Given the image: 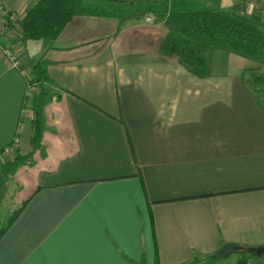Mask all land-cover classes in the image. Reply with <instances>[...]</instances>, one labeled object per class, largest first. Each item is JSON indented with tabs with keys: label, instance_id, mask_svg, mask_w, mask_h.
<instances>
[{
	"label": "crops",
	"instance_id": "crops-1",
	"mask_svg": "<svg viewBox=\"0 0 264 264\" xmlns=\"http://www.w3.org/2000/svg\"><path fill=\"white\" fill-rule=\"evenodd\" d=\"M0 1L16 14L0 41V180L14 141L32 148L26 77L5 49L23 70L41 65L49 92L0 264H264L251 252L264 247V100L244 81L257 63L210 48L197 75L159 53L154 23L209 9L263 28L264 0H140L110 26L80 9L57 38L26 43L39 0Z\"/></svg>",
	"mask_w": 264,
	"mask_h": 264
},
{
	"label": "trees",
	"instance_id": "trees-1",
	"mask_svg": "<svg viewBox=\"0 0 264 264\" xmlns=\"http://www.w3.org/2000/svg\"><path fill=\"white\" fill-rule=\"evenodd\" d=\"M82 3L83 0H39L33 4L21 21L22 43L57 38L80 11ZM210 48L226 50L264 68V29L259 23L235 13L218 10L188 9L169 12L158 50L161 55L168 58L178 55L191 72L203 75L206 52ZM40 66H32L25 75L27 85L40 89V96L33 105L35 117L32 119V148L41 141V111L49 99V92L43 85L48 78ZM248 76L249 79L244 80L246 87L256 98L264 100V71ZM17 213L18 210L0 230V237L15 220ZM195 263L192 261L188 264Z\"/></svg>",
	"mask_w": 264,
	"mask_h": 264
},
{
	"label": "rangeland",
	"instance_id": "rangeland-1",
	"mask_svg": "<svg viewBox=\"0 0 264 264\" xmlns=\"http://www.w3.org/2000/svg\"><path fill=\"white\" fill-rule=\"evenodd\" d=\"M127 4H111L109 5H102V2H99L101 4H97L96 0H83L82 3V10H86L85 12L92 13V14H99L105 16L109 14L108 18H104L107 20L106 22L101 23H106L105 25L110 26V22L119 20V22L122 21L124 23L127 19H133V17H129L130 13H134L135 5H132L130 2L139 5H142V1L150 2V1H156V0H126ZM170 7V6H169ZM165 9H169L167 6H165ZM170 12V11H169ZM167 13V11H166ZM156 14V13H153ZM169 14V13H168ZM261 17L264 18V2L262 4V14ZM153 18H155L153 16ZM167 19V16L164 17ZM162 20H157L156 24L160 23V31L164 30V22ZM264 28V27H263ZM9 47V46H8ZM258 68V72L256 73H261L264 71L263 66H259L258 64L256 65ZM248 74L245 75L246 79H249ZM257 75V74H255ZM247 76V77H246ZM39 87L34 88L33 86L28 85L27 93H26V100L24 102L23 106V111H22V119L23 120H30L33 123L34 115H33V110H34V104L36 102V99L39 94ZM28 118V119H27ZM42 136V132H41ZM41 142V141H40ZM35 148L30 147L27 151L21 150L18 146L12 144L10 148H8L10 154V158H5L3 159L4 162V171H3V176L2 179L0 180V230L6 226V224L9 221L10 216L14 214V212L17 210L19 203L16 205V201L14 198V193L16 189H14V186L18 185V187L22 186L21 180L19 181V178L22 179V175L19 173V169L22 165H27L31 163L30 158L32 157V153ZM9 175V176H7ZM11 182V184H10ZM229 257L228 255H226Z\"/></svg>",
	"mask_w": 264,
	"mask_h": 264
},
{
	"label": "built area",
	"instance_id": "built-area-1",
	"mask_svg": "<svg viewBox=\"0 0 264 264\" xmlns=\"http://www.w3.org/2000/svg\"><path fill=\"white\" fill-rule=\"evenodd\" d=\"M15 20L16 14L7 10L4 7V4L0 1V41L8 35L14 25ZM146 21L149 22L150 18L146 17ZM5 54L10 59L13 68L18 69L24 76L29 72V69L23 70L22 68H20L18 59L15 56L14 52L10 50V48L5 49ZM13 144L17 146V140H15ZM6 152L8 153L9 150H7Z\"/></svg>",
	"mask_w": 264,
	"mask_h": 264
},
{
	"label": "water",
	"instance_id": "water-1",
	"mask_svg": "<svg viewBox=\"0 0 264 264\" xmlns=\"http://www.w3.org/2000/svg\"><path fill=\"white\" fill-rule=\"evenodd\" d=\"M251 252L257 257H264V247L252 249ZM238 264H245L244 261H240Z\"/></svg>",
	"mask_w": 264,
	"mask_h": 264
}]
</instances>
